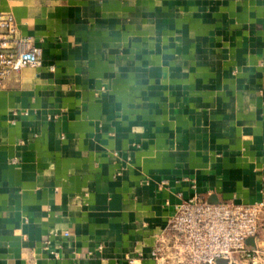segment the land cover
<instances>
[{
	"label": "crops",
	"instance_id": "1",
	"mask_svg": "<svg viewBox=\"0 0 264 264\" xmlns=\"http://www.w3.org/2000/svg\"><path fill=\"white\" fill-rule=\"evenodd\" d=\"M0 12L42 52L0 88V264H159L182 199L264 200V0Z\"/></svg>",
	"mask_w": 264,
	"mask_h": 264
},
{
	"label": "built area",
	"instance_id": "2",
	"mask_svg": "<svg viewBox=\"0 0 264 264\" xmlns=\"http://www.w3.org/2000/svg\"><path fill=\"white\" fill-rule=\"evenodd\" d=\"M41 53L31 39L19 34L15 17L0 12V88L12 72L39 66ZM263 216L264 200L245 204L209 202L198 196L182 199L151 256L159 264H217L219 259L227 264H264V247L248 244L261 234Z\"/></svg>",
	"mask_w": 264,
	"mask_h": 264
},
{
	"label": "water",
	"instance_id": "3",
	"mask_svg": "<svg viewBox=\"0 0 264 264\" xmlns=\"http://www.w3.org/2000/svg\"><path fill=\"white\" fill-rule=\"evenodd\" d=\"M209 202H215V201H209ZM249 240H252V239H249ZM248 240V241H249ZM217 264H227V260H225V259H219L218 261H217Z\"/></svg>",
	"mask_w": 264,
	"mask_h": 264
}]
</instances>
